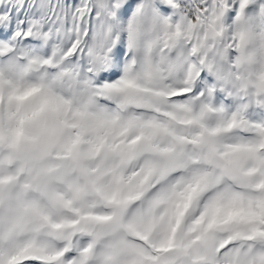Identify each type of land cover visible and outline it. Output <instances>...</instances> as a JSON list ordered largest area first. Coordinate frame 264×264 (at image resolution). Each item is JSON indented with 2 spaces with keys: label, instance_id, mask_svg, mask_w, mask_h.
<instances>
[{
  "label": "snow or ice",
  "instance_id": "1",
  "mask_svg": "<svg viewBox=\"0 0 264 264\" xmlns=\"http://www.w3.org/2000/svg\"><path fill=\"white\" fill-rule=\"evenodd\" d=\"M0 264H264V0H0Z\"/></svg>",
  "mask_w": 264,
  "mask_h": 264
}]
</instances>
